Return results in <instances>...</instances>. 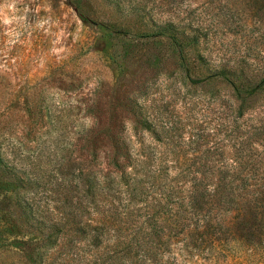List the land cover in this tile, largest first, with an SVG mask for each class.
Returning a JSON list of instances; mask_svg holds the SVG:
<instances>
[{
    "label": "rangeland",
    "instance_id": "374dc122",
    "mask_svg": "<svg viewBox=\"0 0 264 264\" xmlns=\"http://www.w3.org/2000/svg\"><path fill=\"white\" fill-rule=\"evenodd\" d=\"M165 18L199 27V50L207 57L228 61L250 78L264 73V0H0L2 239L18 230L11 191L24 185L11 171L24 170L18 172L23 178L54 168L45 186L40 179L21 189L23 196L53 203L60 193L48 179L55 189L61 169L72 172L73 184L79 169H92L90 134L80 137L96 118H121L126 135L157 154L190 157L195 140L199 151L235 152L224 128L226 85H190L168 38L150 37ZM190 56L197 58L194 50ZM192 70L193 77L206 74L203 65ZM137 120H147L157 135ZM164 122L172 125L170 135L160 130ZM70 194L75 201L74 190ZM48 256L28 262L21 250L0 246V264L80 263L60 248Z\"/></svg>",
    "mask_w": 264,
    "mask_h": 264
},
{
    "label": "trees",
    "instance_id": "16d2710c",
    "mask_svg": "<svg viewBox=\"0 0 264 264\" xmlns=\"http://www.w3.org/2000/svg\"><path fill=\"white\" fill-rule=\"evenodd\" d=\"M198 31L165 18L150 37L168 38L191 86L226 85L224 128L235 152L199 151L195 140L190 157L157 154L129 138L121 118H96L80 137L90 134L92 169H79L73 184L72 172L60 166L59 186L47 180L60 193L53 203L23 196L21 189L40 179L45 186L54 168L23 178L18 172L24 170L11 171L24 185L11 191L18 230L10 240L0 236L1 247L21 250L28 262H43L60 248L79 264H264V108L256 106L264 107L257 104L264 102V73L250 78L228 61L207 57ZM194 64L206 74L193 77ZM137 122L157 135L147 120ZM160 130L170 135L173 128L164 122ZM181 161L187 164H174Z\"/></svg>",
    "mask_w": 264,
    "mask_h": 264
}]
</instances>
